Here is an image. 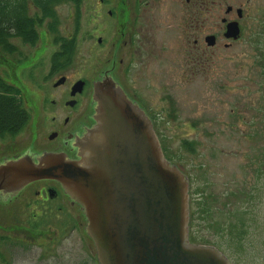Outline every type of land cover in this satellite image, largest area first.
Listing matches in <instances>:
<instances>
[{
    "label": "flooded vegetation",
    "instance_id": "af4514ba",
    "mask_svg": "<svg viewBox=\"0 0 264 264\" xmlns=\"http://www.w3.org/2000/svg\"><path fill=\"white\" fill-rule=\"evenodd\" d=\"M74 4L78 10L77 31L82 0ZM90 8V31L94 39L93 77L88 79L82 75L71 80L69 75H59L52 84L55 88L71 80L63 99L59 101L60 110L48 111L56 104V99L49 98L51 95L45 92L42 83L39 93L31 92L38 99L39 108L29 147L25 150L28 152L0 157V163L21 155H30L37 160L45 152H63L68 159L78 160L80 156L73 141L75 137L83 136L86 128L95 123L92 86L108 77L149 116L162 151L166 148L164 153L170 162L186 176L188 241L214 249L228 264H264V213L258 204L260 195L257 186L258 172L264 168H258L256 158L246 155L245 165H231L229 170L224 166L216 173L208 162L198 161L194 173L190 170L184 172L169 156L163 142L160 132L162 122L157 118L163 107L153 106L146 93V89L155 88L153 83L158 82L163 51L167 47L173 53L172 63L176 59V64L187 65L192 74L196 67L208 64L211 50L217 49L213 52L215 57L226 61V58H222V52L233 50L239 42L248 52L245 55L249 64L264 68V0H92ZM164 32L170 35L165 36ZM168 37L171 42H164ZM229 57L231 61L236 60V55ZM70 64L52 70L50 57V69L43 74V81L46 83ZM61 77L64 80L55 85ZM78 80L84 83L72 92L73 84ZM164 100L169 104L168 110L173 117L178 109L173 105L174 100L169 95ZM262 107L261 111L264 110ZM239 113L240 110H234L236 119L241 117ZM204 122V118H198L191 125L196 127L194 129H203ZM198 144L200 141L197 139H184L180 147L185 148L187 153H195V145ZM3 146L0 144V151ZM236 157L243 159L242 156ZM260 159V164L264 166V154ZM248 168L252 185L244 187ZM244 169L247 171L244 172ZM200 174H206L203 185L199 182ZM29 192L36 194L34 203L27 202L30 206L40 204L39 200L42 204L54 201L57 210L66 209L67 204L74 206L77 215H70L71 230L83 229L86 234V224L83 227L80 219L81 209L86 220L82 207L54 179L32 181L15 192L0 191V205L17 202L21 196L27 197ZM62 238L64 235L57 240Z\"/></svg>",
    "mask_w": 264,
    "mask_h": 264
},
{
    "label": "rangeland",
    "instance_id": "374dc122",
    "mask_svg": "<svg viewBox=\"0 0 264 264\" xmlns=\"http://www.w3.org/2000/svg\"><path fill=\"white\" fill-rule=\"evenodd\" d=\"M91 4L92 0H82L77 31L78 10L74 1L57 6L60 19L58 33L68 39L75 37V47L70 66L46 83L42 76L49 72L52 53L60 48V43L54 41L47 30L46 21L37 26L40 38L35 46L23 45L14 39L24 56L19 58L15 53L6 59L0 57V75L19 90V99L28 111V118L13 135L0 136V144L4 145L0 151L1 158L28 152L25 150L29 147L39 108L38 99L31 92L39 93L41 83L45 92L51 95L49 98L56 99V104H59L72 79L82 75L88 79L93 77ZM163 35L169 36L170 33L164 32ZM164 42H171L170 37ZM242 44L239 42L233 50L222 52L226 61L215 57L213 52L217 49L211 50L208 64L196 67L194 74L187 65L176 64V59L172 63V50L165 45L167 50L163 51L158 82L153 83L155 88L146 89V93L153 106L163 107L162 113L157 116L162 122L160 132L163 142L169 156L184 172L190 170L194 173L198 161L208 162L216 173L224 166L229 170L231 165H245L246 155L256 158L258 168H264L260 164V156L264 154V110H260L264 106V68L249 64L245 55L248 52ZM231 54L236 55L235 61L230 60ZM65 74L71 80L55 88L53 81ZM166 95L174 100L173 105L178 108L173 117L168 110L169 104L164 100ZM257 97L259 99L255 101ZM56 104L48 111L60 110V104ZM235 109L240 110L239 119L234 115ZM198 118L205 119L203 129H194L196 127L191 125ZM192 138L199 140L200 144L195 145V153H187L180 145L182 140ZM236 156L243 159L239 160ZM205 177L206 174L199 175L201 185ZM249 185L252 184L248 168L244 187ZM257 186L260 195L258 204L264 213V169L258 172ZM35 198L36 194L29 192L27 197L21 196L17 202L0 205V264H98L93 241L83 229L71 230L70 215H77L76 208L67 204L66 209L57 210L54 201L42 204L39 200L40 204H27L34 203ZM80 211L84 227L86 220ZM62 235L64 238L57 240Z\"/></svg>",
    "mask_w": 264,
    "mask_h": 264
},
{
    "label": "water",
    "instance_id": "95a60500",
    "mask_svg": "<svg viewBox=\"0 0 264 264\" xmlns=\"http://www.w3.org/2000/svg\"><path fill=\"white\" fill-rule=\"evenodd\" d=\"M92 99L95 123L73 141L80 159L63 152L9 159L0 164V191L59 181L84 208L100 264H228L188 243L186 176L164 158L142 109L108 77L94 83Z\"/></svg>",
    "mask_w": 264,
    "mask_h": 264
},
{
    "label": "trees",
    "instance_id": "16d2710c",
    "mask_svg": "<svg viewBox=\"0 0 264 264\" xmlns=\"http://www.w3.org/2000/svg\"><path fill=\"white\" fill-rule=\"evenodd\" d=\"M70 1L77 0H0V57L6 59L15 53L16 57L24 56L14 39L35 46L40 38L37 26L46 21L54 41L61 44L52 56V70L66 67L73 56L74 38L59 35L57 6ZM26 118L28 112L19 99V90L0 75V136L13 135Z\"/></svg>",
    "mask_w": 264,
    "mask_h": 264
}]
</instances>
